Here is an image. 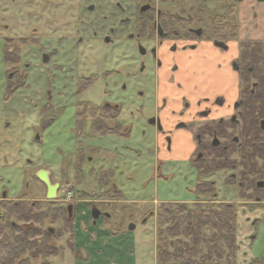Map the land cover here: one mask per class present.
<instances>
[{
    "label": "flooded vegetation",
    "instance_id": "1",
    "mask_svg": "<svg viewBox=\"0 0 264 264\" xmlns=\"http://www.w3.org/2000/svg\"><path fill=\"white\" fill-rule=\"evenodd\" d=\"M55 1L44 0L49 6ZM56 2L72 11L67 10L73 25L64 31L65 35L59 41L64 43L66 38L73 42L76 40L69 47L75 57H84L85 50L77 51L81 42L86 43L87 48L99 40L108 44H113L116 39L135 43L138 54L132 62L138 63V73L133 75V82L147 88L146 94L140 89L137 91L144 101L139 110L143 113L145 105L152 108L148 123L157 132L168 128L170 132L178 128L196 129L197 144L191 152L190 161L199 171L198 178L204 177L215 187L213 198L220 199L219 204L235 205L239 239L237 251L246 240L250 250L259 238L257 232L264 219V23L259 20L260 11L264 13V0ZM245 7L251 11V16L246 18L241 14ZM9 41L12 46L9 50L15 53V57L10 63L11 72L8 75L15 76L17 80L21 77L27 79L21 70V67L27 70V63H23V49L19 46L23 44L24 47L36 46L43 63L46 67L50 65L47 69L49 86L62 76L67 84L76 83L79 93H84L101 77L109 79L115 73L108 70L76 78L78 62L74 61L68 68L58 61L54 62L57 48L43 44L40 37ZM3 49V61L7 63ZM210 66L212 71H209ZM89 82L82 90L81 85ZM49 97L52 98L51 94ZM78 107L74 122L77 175L81 174L88 160L86 150L102 149L91 142L94 137L114 135L129 139L132 133L120 120L122 105L83 100ZM166 133L169 134L166 142L171 148L173 135ZM216 169L223 170L225 180L237 189L238 196L234 201L221 199L215 181L206 179L205 176ZM44 172L50 185L56 186L55 197L48 196L49 187L40 176ZM114 175L113 169L103 170L100 178L108 184ZM50 177V173L44 170L35 175L44 186V194L40 197L25 194L11 197L6 189L0 190V245H18V238L25 236L31 244L36 243L35 246L49 242L55 250L46 256L39 252L36 263L46 261L54 264L49 258L59 253L56 239L64 235L76 259L83 260L81 249L77 246L78 202L96 195L90 196L82 191L76 194L73 191L75 184L61 186L50 181ZM115 192L120 193L114 186L103 191L99 198L112 208V201L121 196L116 197ZM91 203L94 207V202ZM96 209L98 216L94 217ZM250 212L253 215L248 217V224L253 233L246 239H240V213ZM100 216L101 211L94 208L92 217L95 223ZM262 238V253L252 255L246 264H264V234ZM0 258L3 259L2 256ZM21 258L27 260L25 264L35 261L32 255H20Z\"/></svg>",
    "mask_w": 264,
    "mask_h": 264
},
{
    "label": "rangeland",
    "instance_id": "2",
    "mask_svg": "<svg viewBox=\"0 0 264 264\" xmlns=\"http://www.w3.org/2000/svg\"><path fill=\"white\" fill-rule=\"evenodd\" d=\"M56 1L49 6L44 0H0V190L6 189L11 197L43 196V183L35 175L44 170L50 173L52 182L61 186L75 184L76 194L82 191L96 195L78 202L77 246L83 260L76 259L63 235L56 239L59 253L49 258L54 264H157V237L159 230L167 226H159L156 219L160 205L185 203L193 208L200 203L201 208H217L219 204L218 198L208 194L196 198L192 191L199 176L190 161L197 144L196 129L178 128L170 132L168 128L157 132L148 123L152 108L145 105L143 113L139 110L144 101L137 91L140 89L146 94L147 88L133 82V75L138 73V63L132 62L138 54L135 43L116 39L108 44L99 40L87 48V44L81 42L77 51L85 50L84 57H75L69 47L76 40L59 41L64 31L73 25L68 19L72 11ZM30 36L40 37L43 44L57 48L58 57L53 61L65 68L77 61L76 78L108 70L115 73L109 79L101 77L84 93H79L76 83L67 84L62 76L49 86L47 69L50 65L46 67L43 63L36 46L24 47L23 44L19 46L23 49V63H27V70L21 67L27 78L22 80L26 83L17 84L21 85L19 90L8 95L6 74L11 64L3 61L1 49H11L10 39ZM212 70L210 66L209 71ZM83 100L122 105L120 120L132 133L129 139L114 135L94 137L91 142L102 149L86 150L88 160L77 175L74 122L78 104ZM43 123L50 125L43 130ZM166 132L173 135L171 148L166 142L169 135ZM110 169L115 170V175L107 184L100 174ZM205 177L215 181L221 199H237L238 191L225 180L223 170L216 169ZM114 186L121 196L114 199L113 207L109 208L99 196ZM62 192L63 188L60 194ZM94 208L101 211L96 223L92 217ZM252 215L251 212L240 213V239L253 233L248 224ZM213 233L211 229H204L203 236L207 239L213 237ZM263 234L264 219L257 232L259 238L250 250L246 240L237 251V264H246L252 255L262 253ZM202 246L207 251L205 242Z\"/></svg>",
    "mask_w": 264,
    "mask_h": 264
},
{
    "label": "trees",
    "instance_id": "3",
    "mask_svg": "<svg viewBox=\"0 0 264 264\" xmlns=\"http://www.w3.org/2000/svg\"><path fill=\"white\" fill-rule=\"evenodd\" d=\"M3 53L5 61L11 63L15 53L8 47H5ZM18 57H20L19 53ZM9 72L11 69L7 72L6 91L8 95H13L21 87L17 84L26 82L22 80V77L18 80L15 76L9 77ZM89 84L90 82L82 84L81 89L84 90ZM49 123H43L42 128L49 126ZM215 190L210 181L199 177L193 192L196 198L203 194H208L213 198ZM115 195L117 197L120 193L115 192ZM198 205L200 206V203H196L193 208H189L185 203L160 205L156 219L159 226H167L159 230L157 237V264H222V261L226 264H237L235 205L218 204L217 208L213 206L201 208ZM204 229L213 230V237L205 239ZM187 238H191L190 241L186 240ZM203 242L206 244L207 251L202 246ZM31 243L25 236L18 238V245H0V257H3V259L0 258V264H25L27 260L20 259V255H32L35 261L31 264H50L46 261L36 263L39 252L46 256L55 250L50 243L45 242L42 246H35L36 243H33L34 245Z\"/></svg>",
    "mask_w": 264,
    "mask_h": 264
},
{
    "label": "water",
    "instance_id": "4",
    "mask_svg": "<svg viewBox=\"0 0 264 264\" xmlns=\"http://www.w3.org/2000/svg\"><path fill=\"white\" fill-rule=\"evenodd\" d=\"M41 177H43L42 179H43V181L44 182H46L47 183V185H48V187H49V194H48V196L49 197H55V187L56 186H51L50 185V183H49V181H48V179L45 177V172H44V174L43 173H41V175H40ZM94 217H97L98 215H97V213H98V210L96 209V210H94Z\"/></svg>",
    "mask_w": 264,
    "mask_h": 264
},
{
    "label": "crops",
    "instance_id": "5",
    "mask_svg": "<svg viewBox=\"0 0 264 264\" xmlns=\"http://www.w3.org/2000/svg\"><path fill=\"white\" fill-rule=\"evenodd\" d=\"M245 11L243 10V12L241 13L245 18L246 16L249 17L251 16V11L249 10L248 7H245ZM262 23H264V13L260 11V19H259ZM262 31H264V26L262 27Z\"/></svg>",
    "mask_w": 264,
    "mask_h": 264
}]
</instances>
